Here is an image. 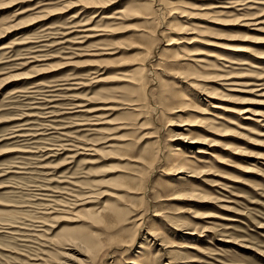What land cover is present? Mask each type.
I'll return each mask as SVG.
<instances>
[{"label":"rangeland","instance_id":"obj_1","mask_svg":"<svg viewBox=\"0 0 264 264\" xmlns=\"http://www.w3.org/2000/svg\"><path fill=\"white\" fill-rule=\"evenodd\" d=\"M140 261L264 264V0H0V264Z\"/></svg>","mask_w":264,"mask_h":264},{"label":"bare ground","instance_id":"obj_2","mask_svg":"<svg viewBox=\"0 0 264 264\" xmlns=\"http://www.w3.org/2000/svg\"><path fill=\"white\" fill-rule=\"evenodd\" d=\"M140 2V1H139ZM132 4V3H131ZM214 8H223V6H220V5H216V6H214ZM132 9V8H131ZM172 26H175V24H173ZM167 45H170V44H167ZM166 45V46H167ZM169 49V47L167 48V50ZM167 50H163V52H164V54H165V51H166V54H167ZM168 51H170V50H168ZM37 52V51H36ZM31 54L33 55L34 53H32L31 52ZM164 54H163V56H164ZM32 59V58H31ZM35 59V58H34ZM33 60V59H32ZM34 61H36V60H34ZM191 61H193L195 64H196V66H197V68H201V66L200 65H206L205 63H207V62H205V60H203V58H201V59H199V58H196V59H194V60H191ZM193 83V82H192ZM189 87L190 88H188L189 89V91L188 92H191V91H193L197 86H196V84H190L189 85ZM193 90H192V89ZM200 91V90H199ZM195 96V95H194ZM166 98V97H165ZM194 98V97H193ZM186 100H191L190 99V97L187 95V89H185V88H183V89H181L180 91H177V93H176V100H175V102H178L177 104V106H175L174 108L176 109V108H179V110H181V108H185V107H190V108H188V110L189 111H193V112H195V111H197L198 110V104L197 103H194V104H192V105H190V102H186ZM188 103V104H187ZM166 105H167V103H166ZM177 110V109H176ZM178 110V111H179ZM205 121V120H204ZM193 140H192V142H194V143H197V142H199V140H197L195 137H193L192 138ZM191 142V143H192ZM174 150L175 151H180V148L179 147H175L174 148ZM197 152L198 153H203V154H206V152L205 151H203V149L201 150V149H198L197 150ZM175 154H179V153H175ZM170 155V154H169ZM173 155H174V153H173ZM176 156V155H175ZM171 157H172V155H171ZM170 159V157L168 158L167 156L165 157L164 156V161H167V160H169ZM200 160V159H199ZM206 161V160H205ZM182 168H184L182 165H180V166H178V168L177 169H182ZM182 172V170H178V172H176V173H181ZM90 241H88V243H89ZM142 260V259H141ZM138 263V262H137ZM139 264H145L144 262L143 263H141V261L139 262Z\"/></svg>","mask_w":264,"mask_h":264}]
</instances>
